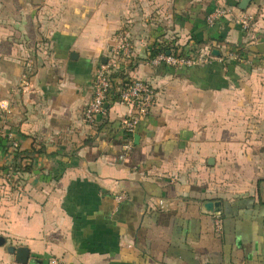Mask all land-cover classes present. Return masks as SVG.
<instances>
[{"label": "crops", "instance_id": "1", "mask_svg": "<svg viewBox=\"0 0 264 264\" xmlns=\"http://www.w3.org/2000/svg\"><path fill=\"white\" fill-rule=\"evenodd\" d=\"M241 2L0 0V264H264V0L250 30L207 24ZM122 30L159 94L133 136L126 103L84 120ZM208 46L193 68L150 63Z\"/></svg>", "mask_w": 264, "mask_h": 264}, {"label": "built area", "instance_id": "2", "mask_svg": "<svg viewBox=\"0 0 264 264\" xmlns=\"http://www.w3.org/2000/svg\"><path fill=\"white\" fill-rule=\"evenodd\" d=\"M233 19L234 23L244 30H250L255 24V16L248 12L237 13L233 8L217 6L208 16L207 24L210 26L224 19ZM211 47L192 49L185 53L172 54L162 51L151 58L150 63L154 67H172L177 69L193 68L209 63L214 59ZM136 48L131 35L127 31H120L116 34L106 59L96 71L93 81V98L84 110V120L87 124H94L98 117L107 113V105L114 102L131 105L136 114L131 118L122 120L124 131L133 136L141 120L146 118L157 105L158 92L148 81L132 78V67L135 65ZM114 75H120L116 78ZM26 77V76H25ZM119 83L120 87L115 84ZM14 151L18 150V143L12 142ZM124 156H121L123 159ZM119 201L125 195L117 197ZM216 232L221 234L223 226L220 219L216 220ZM42 264V263H26ZM50 264H64L59 260H53Z\"/></svg>", "mask_w": 264, "mask_h": 264}, {"label": "trees", "instance_id": "3", "mask_svg": "<svg viewBox=\"0 0 264 264\" xmlns=\"http://www.w3.org/2000/svg\"><path fill=\"white\" fill-rule=\"evenodd\" d=\"M241 12H244V11H240L239 13H241ZM162 51L170 52V51H166V49H164V48H160V49H158V50L155 51V55L158 54V53H160V52H162ZM134 68H135V65L131 69L132 70V73H133ZM132 73L130 74V77L136 78V77L132 76ZM114 76H116V78H120L121 77L120 75H114ZM115 85H116V87H120L119 83H117ZM29 158L31 159L32 156L17 151L16 152V156H15L14 161H13V164L11 166L12 171L14 173H17L18 175L21 174V173H26V172L28 173V172H30L31 171V167L30 166H25V165L23 166L24 160L29 159Z\"/></svg>", "mask_w": 264, "mask_h": 264}, {"label": "water", "instance_id": "4", "mask_svg": "<svg viewBox=\"0 0 264 264\" xmlns=\"http://www.w3.org/2000/svg\"><path fill=\"white\" fill-rule=\"evenodd\" d=\"M251 1L252 0H242V2L240 3V5H239V9L241 10V11H246L247 9H248V7H249V5H250V3H251ZM213 55L214 56H219L220 54H219V51L218 50H214L213 51ZM104 63H106V60L104 61ZM107 108H108V105L106 106ZM138 136H135V139L136 140H138ZM218 208H219V205H218Z\"/></svg>", "mask_w": 264, "mask_h": 264}]
</instances>
